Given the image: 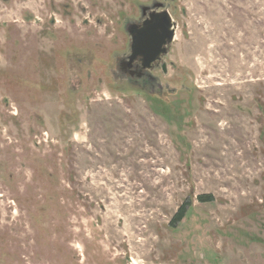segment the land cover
I'll list each match as a JSON object with an SVG mask.
<instances>
[{
    "label": "rangeland",
    "instance_id": "rangeland-1",
    "mask_svg": "<svg viewBox=\"0 0 264 264\" xmlns=\"http://www.w3.org/2000/svg\"><path fill=\"white\" fill-rule=\"evenodd\" d=\"M0 264H264V0H0Z\"/></svg>",
    "mask_w": 264,
    "mask_h": 264
},
{
    "label": "water",
    "instance_id": "water-1",
    "mask_svg": "<svg viewBox=\"0 0 264 264\" xmlns=\"http://www.w3.org/2000/svg\"><path fill=\"white\" fill-rule=\"evenodd\" d=\"M131 55L141 57V66L148 68L165 52V45L170 43L174 36V23L167 10L152 14L149 19L143 20L140 25H130Z\"/></svg>",
    "mask_w": 264,
    "mask_h": 264
},
{
    "label": "trees",
    "instance_id": "trees-1",
    "mask_svg": "<svg viewBox=\"0 0 264 264\" xmlns=\"http://www.w3.org/2000/svg\"><path fill=\"white\" fill-rule=\"evenodd\" d=\"M207 198H209V199H207ZM198 199L200 201H206V200H211L212 198H211V195H208V196L199 195ZM189 204L190 203H188V201H185L184 203H182L178 207L176 213L174 214V216H173V218L171 220V223H170L171 225H174L175 223H178V222H180L182 220V218L185 216V214H186V212L188 210Z\"/></svg>",
    "mask_w": 264,
    "mask_h": 264
},
{
    "label": "flooded vegetation",
    "instance_id": "flooded-vegetation-1",
    "mask_svg": "<svg viewBox=\"0 0 264 264\" xmlns=\"http://www.w3.org/2000/svg\"><path fill=\"white\" fill-rule=\"evenodd\" d=\"M161 11H163V10H159V11H156V10H151L148 14H147V16L143 19V20H147V19H149L150 18V16L152 15V14H157V13H160ZM142 20V21H143ZM131 25H140V24H131ZM128 29H130V25H129V27H127ZM131 44H132V41H131ZM130 55H131V45H130V54H129V56H128V58H127V61L125 62V64H126V66L128 67V68H131L133 65H134V62H138V64H140L141 65V63H142V61H141V57L140 56H135V57H132V58H130ZM157 60H155L154 62H156ZM153 62V63H154ZM152 63V64H153ZM124 64V65H125ZM151 64V65H152ZM142 67V66H141Z\"/></svg>",
    "mask_w": 264,
    "mask_h": 264
}]
</instances>
